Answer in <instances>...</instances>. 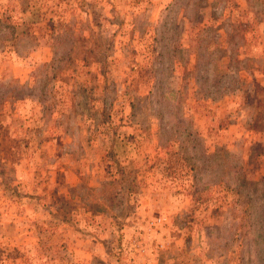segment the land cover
<instances>
[{
	"label": "rangeland",
	"instance_id": "1",
	"mask_svg": "<svg viewBox=\"0 0 264 264\" xmlns=\"http://www.w3.org/2000/svg\"><path fill=\"white\" fill-rule=\"evenodd\" d=\"M0 264H264V0H0Z\"/></svg>",
	"mask_w": 264,
	"mask_h": 264
}]
</instances>
